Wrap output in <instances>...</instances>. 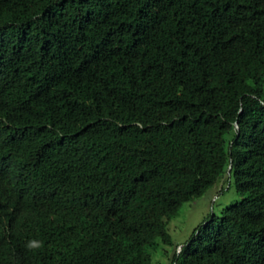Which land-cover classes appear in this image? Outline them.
I'll list each match as a JSON object with an SVG mask.
<instances>
[{"label":"trees","instance_id":"1","mask_svg":"<svg viewBox=\"0 0 264 264\" xmlns=\"http://www.w3.org/2000/svg\"><path fill=\"white\" fill-rule=\"evenodd\" d=\"M220 180L169 264H264V0H0V264H152Z\"/></svg>","mask_w":264,"mask_h":264},{"label":"rangeland","instance_id":"2","mask_svg":"<svg viewBox=\"0 0 264 264\" xmlns=\"http://www.w3.org/2000/svg\"><path fill=\"white\" fill-rule=\"evenodd\" d=\"M241 197L232 185L220 180L209 188L202 196L184 203L178 214L167 221V233L172 239V245H167L157 237L147 250L152 264H169L175 252V244H182L193 228L210 214H220L221 210L230 204L240 201Z\"/></svg>","mask_w":264,"mask_h":264},{"label":"clouds","instance_id":"3","mask_svg":"<svg viewBox=\"0 0 264 264\" xmlns=\"http://www.w3.org/2000/svg\"><path fill=\"white\" fill-rule=\"evenodd\" d=\"M39 245L37 244L36 241H28L25 245L26 248L28 249H32V248H35V247H38Z\"/></svg>","mask_w":264,"mask_h":264}]
</instances>
